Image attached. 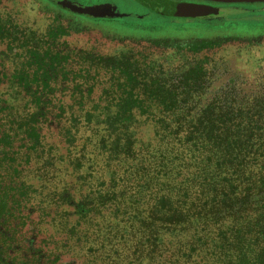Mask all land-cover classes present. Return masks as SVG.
Segmentation results:
<instances>
[{
  "label": "trees",
  "instance_id": "1",
  "mask_svg": "<svg viewBox=\"0 0 264 264\" xmlns=\"http://www.w3.org/2000/svg\"><path fill=\"white\" fill-rule=\"evenodd\" d=\"M63 10L96 19L66 7ZM54 14L58 24L38 37L35 45L30 47V35H23L24 40L19 46L25 48L24 61L11 71L0 70V83L4 80L15 83L27 94L34 108V112L16 122L9 115L8 119L0 116V169L3 164H9L12 160L9 156L14 155V165L10 163L12 168H9L14 171V181L6 183L4 176H0V264H78L74 258L63 260L68 252L65 241L60 244L56 237H41L43 234L38 224L31 221L32 214L37 211L41 217L49 213L52 221L58 224L57 231L74 239L79 234L75 233L76 225L68 228V214L74 213L79 223H88L94 220V212L108 205H122L120 189L116 188L120 175L117 170L122 161L140 160L134 132L138 116L152 121L155 137L159 140L157 146L160 147L153 150L159 155L154 157L159 160V165L154 168L159 178L148 176L149 180L143 185L150 192L153 191L152 185L156 184L157 190L152 192V196H145L150 198L147 201L143 197L144 201L129 203L132 210L136 205L140 208L143 202L149 206L145 218L136 208L134 215V220L142 225L143 239L148 237L149 242L145 244L150 245L151 238L157 234L172 236L174 233L177 237H185L178 247L188 251L189 255L207 250L205 260L198 264H264L263 104L236 97L225 98L218 93L208 96L211 81L207 58L191 59L167 71L164 66L147 62L132 53L104 57L91 52L84 57L78 52L57 49V45L62 46L61 38L71 32H80L86 26L85 22L76 21L62 12ZM115 18L118 17L100 19ZM173 18L176 17L173 15ZM170 22V28H176L178 33L187 31L193 36L158 38L148 36V32H138L133 39L155 41L159 46L183 49L195 56L235 39L251 40L264 36V31L249 33L240 29L242 32H239L238 24L216 20L212 16L194 19L190 25ZM258 24L264 25V21H258ZM14 27L13 21L8 22L0 16V40H5L7 46L16 40ZM32 36L37 38L35 33ZM101 73L109 76L110 83L100 97L104 102L101 115L86 110L81 118L77 117L74 108L84 110ZM70 83L73 86L69 87ZM65 92H71L70 97L67 98ZM69 114L71 123L63 130L64 149L69 155L74 153L81 123L93 131L96 119H102L98 124L103 127L96 130L95 147L104 157L114 185L106 191L89 193L81 201H75L68 193L61 194L59 200L73 209V213L68 210L64 219L63 212L52 211L60 206L32 207L38 190L22 180V165L19 166V159L15 158L20 153L18 150L12 153L11 146L16 141L15 136H21L19 140L24 143L21 146L25 150V162H30L32 156L38 157L43 153L41 125L61 124ZM3 120L7 121L2 123ZM70 161L73 166L80 165L76 155ZM45 164H48L47 159ZM137 167L142 171L145 168L151 175V169L144 167L143 162ZM10 176L9 173L6 179ZM120 192L124 194L126 191ZM256 201L263 202V205L258 207L253 221L248 222L242 215L249 204ZM232 213L242 215L230 216ZM231 217L232 220L227 219ZM226 220L231 221L210 238L191 236L190 231L184 230V227L196 225L207 228L210 223ZM185 233H190V237ZM47 239L52 240L50 243L54 241L55 249L49 247ZM180 260L174 254L170 260L160 264H182ZM80 263L90 264L87 261Z\"/></svg>",
  "mask_w": 264,
  "mask_h": 264
},
{
  "label": "rangeland",
  "instance_id": "2",
  "mask_svg": "<svg viewBox=\"0 0 264 264\" xmlns=\"http://www.w3.org/2000/svg\"><path fill=\"white\" fill-rule=\"evenodd\" d=\"M65 1L73 7L90 8L95 6L99 8L97 12L103 15L115 11L116 14H119V19H100L95 21L96 19L88 16L77 15L63 10L62 13L66 16L72 17L79 22H85L86 28L80 32H71L66 37L61 38L60 44L62 46L57 45V49L60 48L64 52L68 50L74 53L78 52L84 57H88L91 52L104 57H116L124 53H132L139 55L147 62H155L164 66L167 71L186 64L191 59L203 60L207 58V68L210 72L211 81V87L207 92L208 96L218 93L224 95L225 98L236 97L250 101L254 100L253 104L260 102L263 104L262 107L264 109V36L256 39L252 38L251 40L249 38L235 39L219 46L215 50L203 51L192 56L183 49L177 50L164 45L159 46L158 42H147L133 39V37L138 32H148V36L151 37L185 36L184 38H186L192 35L191 32L183 31L184 33H178L176 28H170V23H172L170 21L173 20L179 24L187 23L190 25V22H194V19L149 14L148 7L138 3L137 0ZM63 3L59 0V4L64 7ZM90 3L94 4L88 6ZM152 5L156 8L159 7ZM160 8L167 11L164 7L160 6ZM212 8L218 9V15H212L213 19L232 21L238 24L239 32H242L241 30L249 33L264 31V25L258 24V21H264V4H219L214 5ZM123 11H135L140 14L147 13V15L145 17L139 16V18H142L139 21L134 16L127 17L128 15L124 14ZM55 12L60 11L45 0H0V16L8 22L13 21L14 26H16V28L14 27V39L16 40H14V44H8L10 49L7 52L10 58L4 64L5 70L11 71L24 61L22 55H24L25 48L21 49L19 46L24 40L23 35H30V39H32L30 40L31 47L36 44L38 37L41 38L51 27L58 24L55 20ZM159 25L163 27H159ZM126 28L131 31H126ZM32 33H35L37 38L33 39ZM18 38L21 41L17 40ZM159 42L162 43V41ZM5 47L0 46V51L5 50ZM72 58L74 59L73 55ZM108 79L109 76H106L105 73H101L97 77V82L93 87L90 99L86 102L84 110L75 107L74 115L81 118V115L86 110H91L96 115H101L100 111L104 106V102L100 101V97L103 90L110 87ZM68 86L71 87L73 85L70 83ZM65 94H67L68 98L71 92H65ZM32 112H34L33 105L30 104L29 97L25 92L15 83L13 85L8 80L0 83L1 117L8 119L7 115H9V118L12 117V120L16 122ZM137 118L139 122L134 132L137 141L136 150L139 153L140 160L122 161L117 170L120 175L117 178L119 184H117L116 188L117 190L120 189L119 199L122 200V205H108L103 210L94 212V220L88 223L83 221L79 223L78 218L74 216L72 207L63 204L59 198L65 192L72 195L75 201H81L89 193L106 191L114 185L111 182L113 176L110 174V169L104 164V157L95 147L98 137L96 130H101L103 127L98 124L102 119H96L93 131L89 129L90 127L84 126L83 123L78 128L77 142L73 148V155H76V159L79 158L80 165L75 164L73 166L72 161H70L73 159V155L67 154L68 152L66 153L64 149L63 130L71 123L70 114L68 118L65 115L61 124L54 122L41 125L43 153L38 157L32 156V160L28 163L25 162V150L21 146L24 143L19 140L22 137L19 135L15 136L16 141L11 146L13 147L11 151L14 153V150H18L20 153V156L17 155L15 158L19 159L17 162L19 166L22 165V180L38 190V194L32 200V207L37 205L41 208H49L52 204L60 206L58 210L52 211L56 213L63 212L65 214L64 219L67 218L68 210L73 213L72 215L68 214L67 219H69L68 228L77 226L75 233L79 234V236L74 239H69L66 233L57 231L58 224L52 221V216L49 213H45L40 217L36 211L31 217V221L38 224V229L43 234L41 237H56V241L58 240L57 242H60V244L62 241L66 242L65 245H67L68 252L65 253L63 258L65 262L74 258L78 264H81L80 261L83 263L87 261L90 264H160L164 260H170L174 254L181 259L182 264H198L205 260L206 257L204 256L207 250L200 251V253L197 252V255H189L188 251L180 250L178 245L183 244L182 240L185 237H177L174 233H172V236L157 234L151 238V243L150 245L148 244L149 247L145 244L149 242L147 240L148 237L143 239L145 236L143 235L142 225L137 220H134V215L136 208L141 212L142 218H145L148 214L147 208L149 206L146 202H143L140 208L136 205L132 210L129 207V203H134L135 200L144 201L145 196L148 195L150 197L153 194L152 192L157 190L156 184L152 185L153 191L150 192L143 185L149 180L148 176L159 178L155 173L156 170L154 171L155 166L159 165V160H156L157 158L154 159V157H159V155H156L153 150L160 149V147L157 146L159 140L155 137V127L152 121L146 120V117L138 116ZM6 121L3 120L2 123ZM57 148L59 150H56ZM147 152L150 153L147 154ZM11 156L9 157L14 160V155ZM46 159L48 164H45ZM12 160L9 164H3L0 169V176H4L3 181L6 183H9L10 180L14 181V171L9 169L12 168V164L14 165ZM37 161L40 164H37ZM142 162L144 167L148 170L151 169L149 173L151 175L147 174L145 168L142 171L140 167H137ZM9 173L11 176L6 179ZM123 190L126 192L121 194L120 191ZM53 194L57 195L52 196ZM149 197L145 198L146 201L150 199ZM123 201H126V203H123ZM262 205L263 202H253L249 204L248 210L243 215L232 213L230 216L239 217L242 215L248 222H252L253 218L258 214V207ZM216 218H219V215ZM59 219L60 217L58 218V223ZM227 219L232 220L233 218ZM231 220L219 221L215 224L210 223L207 228H203V225L184 227V230L190 231L191 236L194 234L195 236L210 238L211 235H216L217 231ZM185 234L188 238L190 237V233ZM47 240L48 243L52 241L50 239ZM53 245H56L54 241L50 243L49 247L55 249Z\"/></svg>",
  "mask_w": 264,
  "mask_h": 264
},
{
  "label": "water",
  "instance_id": "3",
  "mask_svg": "<svg viewBox=\"0 0 264 264\" xmlns=\"http://www.w3.org/2000/svg\"><path fill=\"white\" fill-rule=\"evenodd\" d=\"M64 2V7L72 9L82 14H89L95 18H105V17H118L119 14H116L115 11H111L108 14H99L97 10L99 8L93 6L90 8L83 7H73L70 3H67L65 0H60ZM203 2L217 3V4H264V0H199ZM162 7L174 15L176 18H186V19H198V18H206L212 15H218V9L215 10L213 6H199L190 3H178L172 2L168 0H161ZM96 12H95V11ZM126 16V15H125Z\"/></svg>",
  "mask_w": 264,
  "mask_h": 264
},
{
  "label": "flooded vegetation",
  "instance_id": "4",
  "mask_svg": "<svg viewBox=\"0 0 264 264\" xmlns=\"http://www.w3.org/2000/svg\"><path fill=\"white\" fill-rule=\"evenodd\" d=\"M47 2H54L52 4V2L50 4H52V6H54L58 11L62 12L63 11V6H61L59 4V0H45ZM161 0H137L138 3L145 5L146 7H148L149 9V14H153V15H158V16H171L173 17V15L170 12L164 11L160 8V6L162 7V4L160 2ZM168 1H172V2H178V3H190V4H195V5H199V6H214L217 3H210V2H203V1H199V0H168ZM128 2V1H127ZM94 3H90L88 4V6L93 5ZM96 4V3H95ZM152 4L157 5L159 7H154ZM86 5V4H84ZM218 5V4H217ZM153 6V7H152ZM119 8V7H118ZM124 14H127V17L130 16H134L135 19L141 21L142 18H139V16H143L145 17L147 15V13L145 14H140L137 12H132V11H127L124 12ZM210 17V16H208ZM96 19H100V18H96ZM118 19V18H115ZM0 46H6L5 50L0 51V70L4 68V64L7 62V59L10 58L9 54H8V47L6 45V41L5 40H0Z\"/></svg>",
  "mask_w": 264,
  "mask_h": 264
}]
</instances>
